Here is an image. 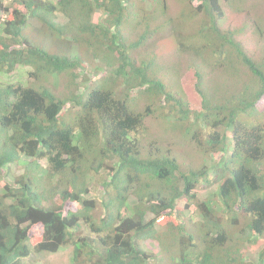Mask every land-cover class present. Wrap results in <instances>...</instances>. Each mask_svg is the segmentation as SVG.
<instances>
[{"label": "trees", "instance_id": "obj_1", "mask_svg": "<svg viewBox=\"0 0 264 264\" xmlns=\"http://www.w3.org/2000/svg\"><path fill=\"white\" fill-rule=\"evenodd\" d=\"M172 3L0 0V75L12 79L30 68L28 79L65 75L71 84L85 68L83 52L106 73L89 89L63 94L23 80L0 84V264H34L65 246L72 264H264V249L257 261L240 252L264 239V49L256 58L239 38L251 30L264 45L263 0ZM171 6L180 10L170 16ZM227 6L246 18L244 26L223 27ZM10 9L12 20H2ZM33 20L76 42L81 55L52 54L33 42L25 35ZM169 44L176 60L158 69ZM181 59L197 64L189 80L195 97L187 100L171 84ZM200 66L227 80L203 88ZM136 98L150 102L144 111ZM67 109L74 120L63 118ZM158 117L203 153L223 154L217 193L197 202L198 184L216 172L183 170L160 139L140 136ZM12 167L23 173L12 176ZM182 200L201 215L195 229L178 216ZM37 225L42 236L33 244ZM234 228H241L236 235ZM147 239L158 240L159 255L145 249Z\"/></svg>", "mask_w": 264, "mask_h": 264}, {"label": "rangeland", "instance_id": "obj_2", "mask_svg": "<svg viewBox=\"0 0 264 264\" xmlns=\"http://www.w3.org/2000/svg\"><path fill=\"white\" fill-rule=\"evenodd\" d=\"M176 3V0H170V2ZM257 0H245V4H250L252 2H256ZM172 3V5H173ZM264 3V0H263ZM264 6V4H263ZM180 7V6H179ZM175 6H171L169 10V15L176 14L180 8ZM228 8V9H227ZM225 8V17L222 19L221 24L225 29H238L241 28V26H244L246 24V18L244 16H240L235 14V11H232V8L230 6H227ZM264 10H260L259 14L263 13ZM12 10L10 9V13L7 15L4 12H1V19L6 20H12L11 17ZM102 14L100 12H97L95 14V19L97 20L98 17H100ZM102 17V16H101ZM103 18V17H102ZM59 21L66 22L67 19L63 17L58 18ZM131 30H128L127 28H124V33H131ZM25 35L29 37L33 42L36 44L42 46L44 49L48 50L52 54H66L70 55V57L74 58L73 56L81 55L80 50L78 51V44L73 41H65L64 39H59L57 36L52 34L50 31H48L46 28L42 26V24L36 20H33L30 24L29 28L25 29ZM244 42L245 47L248 49L249 53H252L256 58L262 54V50L264 49V45H261V42L257 40V37H255L251 30H248L246 34L239 36ZM164 51L161 56H158L157 58V66L158 69L167 70L169 68H172L173 61L175 62L177 57V52L172 44L169 45H163ZM85 50V47H84ZM57 54V55H60ZM83 65L84 69H82V73L80 74V77L78 80L74 81L73 83H69L68 77L65 75H61L58 77L55 76H48L45 75L40 79L32 78L28 79V71L31 69L23 70L22 72L17 73L15 77L12 79L5 77V75H0V84L6 85L8 80H12L11 82H17L18 80H23L28 83V85H31L37 89H40V87H46L54 90L55 92L59 94L63 93H71L74 92L73 90H76L77 85H79V90L83 91L84 89H89V85L91 84V80L93 78L98 79L99 76H104L101 69L98 67V62L89 60L90 57L87 56L84 52ZM61 56V55H60ZM77 58V57H76ZM197 65L194 63V61H188L186 59H181L180 69L179 73L180 77H175L172 79L171 84L173 90L180 88L184 91L187 98H193L195 97L194 93L190 90L189 87V80L193 79V72L191 65ZM200 68L204 71L203 79H202V87L205 89H210L211 85L213 83H221L225 80H227L226 76L218 77L220 75V72H217V74H214L211 76V73L208 71L205 72V68ZM155 70H157L154 67ZM88 72V73H87ZM158 73V71H157ZM159 76H162L158 73ZM172 77V76H171ZM170 78V76H169ZM167 79V78H166ZM70 84V87L67 85ZM138 94V90L133 92L131 96L135 99L136 95ZM132 98V99H133ZM137 99V106L138 109L141 111H144L147 107V104L150 103L149 101L146 102V98H136ZM264 107V102L261 105ZM157 116V114H155ZM74 114L70 111V109H67L63 113V118L71 121V119L74 118ZM159 118V117H158ZM155 119V120H154ZM150 118L148 120V131L147 132H141L140 136L143 137V139L146 142V137H149L151 139H160L165 147H170V149L173 152V155L178 159L181 167L183 170H201V169H213L215 174H208L210 177L209 182H203L198 184L197 188L195 189V200L197 202H201L202 200L208 199L210 197V194L217 193V189L219 187V184L222 179H220L217 174H221L222 169L218 167L219 161H221V158L223 154L221 153H213V154H207L203 153L198 149L196 144L194 142H190L183 138V136L178 131L173 130L170 124L162 117L159 119L156 118ZM264 120V119H263ZM156 140V141H160ZM161 143V144H162ZM227 144L229 145L230 149L233 147V138L232 134L229 131L227 133ZM42 166H45V164H42ZM261 168L264 169V162L261 164ZM16 168L12 167V170H15ZM224 172V171H222ZM23 173L22 168L16 169L15 172H12V176H18ZM7 178V177H6ZM12 177H9L6 179L7 182H11ZM1 182V181H0ZM188 202L186 200H182L178 203L177 209H178V216L181 215L183 218L182 220L187 224V227L189 229H195L197 227V222L201 221L199 214H197L196 206L192 205L190 208L186 207ZM68 206H66L67 208ZM102 211V210H101ZM100 215V214H99ZM177 216V215H176ZM166 220L170 223L178 224L177 219L175 220L173 216H170L166 218ZM239 229L241 228H234L235 235L239 233ZM42 226L37 225L32 227V237L31 242L33 244L38 243L41 240L42 236ZM164 230L163 227L159 228V231ZM233 230V229H232ZM238 236V235H237ZM236 241V236L234 237V241L232 242V245H234V242ZM144 247L148 251L155 252L157 255H159V249L160 244L158 240L156 239H147L144 243ZM237 248H240L239 246H236ZM203 248V244L200 245V249ZM199 249V250H200ZM264 249V239H258L256 242L248 244L242 251H240L243 255L246 261H257L259 253L261 250ZM71 250L69 247H63L58 252L53 254H42L35 257L34 264H72L71 261ZM161 264V263H158Z\"/></svg>", "mask_w": 264, "mask_h": 264}, {"label": "clouds", "instance_id": "obj_3", "mask_svg": "<svg viewBox=\"0 0 264 264\" xmlns=\"http://www.w3.org/2000/svg\"><path fill=\"white\" fill-rule=\"evenodd\" d=\"M68 41H70V40H68ZM45 50H46V49H45ZM47 51H48V50H47ZM48 52H49V51H48ZM76 57H78V56H76ZM76 57H75V58H76Z\"/></svg>", "mask_w": 264, "mask_h": 264}]
</instances>
